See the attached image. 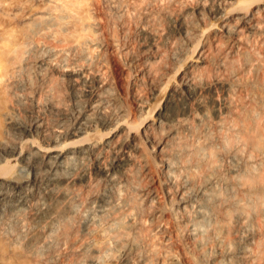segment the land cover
Instances as JSON below:
<instances>
[{"label": "bare ground", "instance_id": "1", "mask_svg": "<svg viewBox=\"0 0 264 264\" xmlns=\"http://www.w3.org/2000/svg\"><path fill=\"white\" fill-rule=\"evenodd\" d=\"M0 264H264V0H0Z\"/></svg>", "mask_w": 264, "mask_h": 264}]
</instances>
